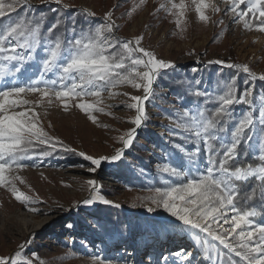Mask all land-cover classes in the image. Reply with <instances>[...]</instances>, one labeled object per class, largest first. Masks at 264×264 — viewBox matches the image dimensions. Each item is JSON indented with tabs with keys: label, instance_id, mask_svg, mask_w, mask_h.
<instances>
[{
	"label": "rangeland",
	"instance_id": "rangeland-1",
	"mask_svg": "<svg viewBox=\"0 0 264 264\" xmlns=\"http://www.w3.org/2000/svg\"><path fill=\"white\" fill-rule=\"evenodd\" d=\"M23 1L82 7L103 23L99 41L69 49L59 62L50 64L55 49L45 43L41 68L23 51L17 73L0 75V264H212L210 244L232 248L233 235L254 239L249 246L264 263V225L253 228V213L235 210L228 194L218 206L198 204L187 164L176 165V155L171 162L168 129L190 126L199 135L206 120L159 82L163 70L197 72L208 64H239L264 76V18L254 24L264 15L263 0ZM8 7L0 0V17ZM118 39L128 56L110 64L102 51ZM4 65L0 61V71ZM245 116L254 126L264 123V93L246 104ZM146 128L154 134L144 138ZM135 139L146 148L148 167L127 154ZM28 140L50 148L21 163ZM68 148L81 158L50 156ZM119 161L140 177L162 173L165 188L125 182L113 171ZM252 172L262 174L259 168ZM223 175L227 180L247 173ZM99 203L148 228L103 234L92 213Z\"/></svg>",
	"mask_w": 264,
	"mask_h": 264
},
{
	"label": "trees",
	"instance_id": "trees-1",
	"mask_svg": "<svg viewBox=\"0 0 264 264\" xmlns=\"http://www.w3.org/2000/svg\"><path fill=\"white\" fill-rule=\"evenodd\" d=\"M6 1L9 3L7 13L0 17V61L5 62L0 75L11 77L17 73V66L24 59L23 51L31 52L32 60L41 68L46 58L45 43L55 49L53 61H50L53 65L69 49L99 41V28L103 21L101 18L93 21L90 13L82 7H68L54 2L32 4L23 0ZM259 7L264 13V0ZM263 18L264 15L260 16L254 24H261ZM11 37L15 43L10 42ZM102 54L110 64L128 56L121 39H118L113 49L102 51ZM159 82L168 87L182 104L196 107L206 120V128L199 135L190 126L184 130L169 128L166 149L172 163H175L176 155L179 156L176 165L187 164L186 180L193 181L198 186L196 196L201 197L197 200L198 204L218 206L219 198H225L228 194L235 210L241 214L253 213L250 216L253 228L263 226L264 123L256 126L249 124L245 106L258 94L264 93V76L254 77L246 73L239 64L230 67L208 64L202 65L197 72H192L191 67L183 71L176 68L163 70ZM200 84H207L213 90L199 88ZM243 95L244 100H241ZM231 97L234 99L226 104ZM149 134L154 133L146 128L143 137H148ZM154 140L155 144L159 142L158 137ZM25 147V154L18 158L21 163L33 160L50 148L38 141L29 140ZM127 154L147 167L151 162L139 139H135ZM50 156L65 161L81 158L77 151L70 148ZM191 159L195 162H191ZM205 160L207 163L204 165ZM207 168L211 169L209 175H206ZM257 168L262 170L261 175L252 172ZM113 171L125 182L140 188H165L164 176L157 171L140 177L134 175L123 161H119ZM238 171L247 173V176L227 178L228 182L223 175V172ZM92 213L98 218L97 228L103 234H123L148 228L137 219L130 221L122 210L110 204L99 203ZM199 218L202 220L203 215ZM148 221L153 224L158 222L154 217H150ZM171 225L173 228L176 226L174 223ZM230 241L232 248L220 242L210 244L212 264H264L257 260L256 249L249 246V243L255 242L254 239L247 242L233 235Z\"/></svg>",
	"mask_w": 264,
	"mask_h": 264
},
{
	"label": "bare ground",
	"instance_id": "bare-ground-1",
	"mask_svg": "<svg viewBox=\"0 0 264 264\" xmlns=\"http://www.w3.org/2000/svg\"><path fill=\"white\" fill-rule=\"evenodd\" d=\"M197 242H198V241H197V240H195L194 247H196V246H197ZM118 245H119V244H118ZM202 258H203V257H201V258H200V261H202ZM175 261L177 262V261H179V259H178V258H175Z\"/></svg>",
	"mask_w": 264,
	"mask_h": 264
},
{
	"label": "built area",
	"instance_id": "built-area-1",
	"mask_svg": "<svg viewBox=\"0 0 264 264\" xmlns=\"http://www.w3.org/2000/svg\"><path fill=\"white\" fill-rule=\"evenodd\" d=\"M205 163H207V160L204 161V165H205ZM206 171H207V174L209 175L211 169H210V168H207ZM231 208H232V207H231ZM232 209H233V208H232Z\"/></svg>",
	"mask_w": 264,
	"mask_h": 264
}]
</instances>
